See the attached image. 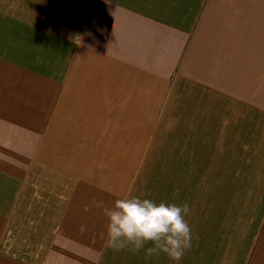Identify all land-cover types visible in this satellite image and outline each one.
Instances as JSON below:
<instances>
[{
	"label": "crops",
	"instance_id": "crops-1",
	"mask_svg": "<svg viewBox=\"0 0 264 264\" xmlns=\"http://www.w3.org/2000/svg\"><path fill=\"white\" fill-rule=\"evenodd\" d=\"M129 194L180 261L106 247ZM0 264H264V0H0Z\"/></svg>",
	"mask_w": 264,
	"mask_h": 264
},
{
	"label": "clouds",
	"instance_id": "clouds-1",
	"mask_svg": "<svg viewBox=\"0 0 264 264\" xmlns=\"http://www.w3.org/2000/svg\"><path fill=\"white\" fill-rule=\"evenodd\" d=\"M96 207L102 209L107 221L106 247L114 252L143 251L145 260L165 255L178 262L192 246L187 203L157 202L129 194L114 200L110 207L103 201Z\"/></svg>",
	"mask_w": 264,
	"mask_h": 264
},
{
	"label": "rangeland",
	"instance_id": "rangeland-1",
	"mask_svg": "<svg viewBox=\"0 0 264 264\" xmlns=\"http://www.w3.org/2000/svg\"><path fill=\"white\" fill-rule=\"evenodd\" d=\"M152 162V160H147L144 169L145 174L137 177V182L140 183L141 187L144 189V191L141 193H146L148 197L152 194V183L154 178L153 175L150 174L152 169Z\"/></svg>",
	"mask_w": 264,
	"mask_h": 264
}]
</instances>
